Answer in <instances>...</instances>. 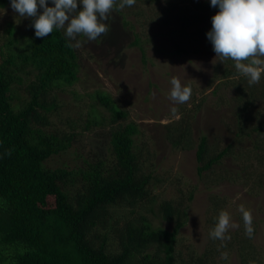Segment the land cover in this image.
<instances>
[{
  "label": "trees",
  "instance_id": "trees-1",
  "mask_svg": "<svg viewBox=\"0 0 264 264\" xmlns=\"http://www.w3.org/2000/svg\"><path fill=\"white\" fill-rule=\"evenodd\" d=\"M157 1L136 0L125 8ZM48 3L53 6L52 0ZM10 5L11 0H0V8ZM125 8L115 11L124 26L134 28ZM218 11L211 0H165L159 20L179 25L171 37L176 45L172 53L187 54L188 41L208 39ZM131 12L146 15L141 8ZM206 21L211 22L201 27ZM16 33L9 22L0 45V264H223L222 252L228 258L235 254L239 264H264V249L256 240L261 222L254 218L251 238L241 217L239 227L226 232L230 239L210 237L202 252L191 245L178 248L196 189L185 198V207L184 199L155 192L170 177L144 170L135 121L112 126L100 147L77 163V127L61 129L52 116L60 107L56 91L80 79L79 50L68 46L75 42L63 29L54 28L39 38L35 31ZM140 40L137 35L132 44ZM220 60L210 85L218 80L214 93L220 85L232 93L233 111L222 120L231 140L217 147L205 133L194 135L193 119L200 106L194 93L189 101L196 108L179 104L177 113L182 115L164 125V135L174 148L196 150L198 176L209 188L221 182L242 183L264 203V73L258 84L249 85L235 61ZM91 95L111 112L113 123L128 119V111L109 92L100 88ZM92 113L86 130L104 124L102 114ZM226 204L225 198L210 196V232ZM153 216L172 222V229L156 223Z\"/></svg>",
  "mask_w": 264,
  "mask_h": 264
},
{
  "label": "rangeland",
  "instance_id": "rangeland-1",
  "mask_svg": "<svg viewBox=\"0 0 264 264\" xmlns=\"http://www.w3.org/2000/svg\"><path fill=\"white\" fill-rule=\"evenodd\" d=\"M164 5L165 0H160L149 5L125 8L128 12L127 19L134 28L130 25L124 26L122 16L114 9L106 22L110 28L107 35H102L95 41H89L83 34L76 37L74 42H80V79L73 87L56 91L60 107L54 111L52 119L61 125V129L63 126L68 127L67 130L72 126L77 127L78 137L75 144L79 158L75 161L80 164L83 162L82 158L100 147L98 143L102 142L103 135L112 126L128 121L138 124L140 133L136 136V141L143 148L146 161L144 170L146 173L151 170L159 176L165 174L170 177L155 192L160 197L179 198V201L184 199L185 207L188 204L185 198L191 190L196 189L194 199L189 203L188 223L181 230L183 245L178 248L184 249L185 245H191L198 252H202L207 246L210 239L209 226L212 225L211 222L207 223L208 211L210 196L213 195L226 199L224 211L230 216V224H240L241 205L251 212L254 219L261 222L256 240L264 249L262 197L250 194L242 183L221 182L209 188L198 176L196 150L174 148L165 138L164 125L182 115L177 111L173 114L171 111L181 104L170 98V81L173 77L181 81L182 87L189 86L195 97L192 99L196 101V105L200 104L193 119L194 135L199 137L200 133H205L213 146L220 147L231 140L222 120L229 119L234 106L231 101L232 93L227 88L220 85L218 93H214L218 80L210 85L220 57H216L208 39L203 37L188 41L187 54L172 53L176 45L171 37L179 25L171 26L159 20L164 15ZM139 8L144 9L146 15L138 17L131 12L132 9ZM9 22L16 26V35L35 31L32 26L33 18L20 17L11 5L0 8V45L5 43L1 36L6 33ZM208 22L211 21L202 22L200 26L205 27ZM208 26L206 29L209 30L210 25ZM137 35L140 36V42L132 44ZM141 46L144 47L145 55ZM100 88L109 92L117 104L128 111L127 120L121 119L116 123L111 121V112L91 95ZM190 102H186L189 108H196ZM93 110L103 115L104 124L93 125L90 130H86L87 119L95 115ZM104 142L106 143V139ZM65 159L67 162L68 158ZM121 210L120 207L119 211ZM153 217L156 223L172 229V222H162L159 217ZM235 229L230 227L228 231L234 232ZM223 264L239 263L233 254Z\"/></svg>",
  "mask_w": 264,
  "mask_h": 264
},
{
  "label": "clouds",
  "instance_id": "clouds-1",
  "mask_svg": "<svg viewBox=\"0 0 264 264\" xmlns=\"http://www.w3.org/2000/svg\"><path fill=\"white\" fill-rule=\"evenodd\" d=\"M135 3L136 0H119V3L117 0H52L53 6H49L48 0H11V7L20 17L33 18L32 26L38 38L49 36L56 28L65 30L66 37L71 40L83 34L89 41H95L110 31L106 22L114 9L122 11ZM211 6L219 7L207 33L216 57H221L222 62L225 59L235 61L236 70L247 77L249 85L258 84L264 73V60L259 58L264 57V0H211ZM68 46L78 48L80 42L77 40ZM170 83L172 101L181 104L189 101L192 95L189 86L182 87L176 77ZM171 111L175 114L177 109ZM239 211L245 234L251 238L254 234L253 216L243 205ZM230 227L238 228L239 225L230 224L229 214L221 211L210 237L221 241L230 239L225 235ZM221 257L227 260L228 253L222 252Z\"/></svg>",
  "mask_w": 264,
  "mask_h": 264
}]
</instances>
